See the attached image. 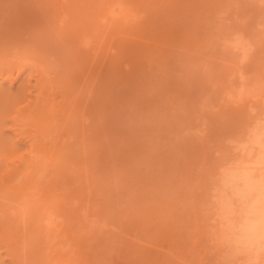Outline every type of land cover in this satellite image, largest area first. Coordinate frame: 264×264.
<instances>
[{
    "label": "bare ground",
    "instance_id": "1",
    "mask_svg": "<svg viewBox=\"0 0 264 264\" xmlns=\"http://www.w3.org/2000/svg\"><path fill=\"white\" fill-rule=\"evenodd\" d=\"M185 1L0 0V264H119V246L151 242L139 235L146 219L136 215L139 229L129 238L132 226L106 217L99 194L105 179L117 185L113 125L119 96L133 84L119 68L137 62V49L125 40L156 41ZM205 1L220 31L221 14L229 18L245 5L264 16V0ZM138 5L147 10L140 19ZM252 15L224 28L228 41H247V59L242 63L243 52L227 42L221 56L244 90L264 78V19L251 22ZM257 100L264 106V87ZM252 118L235 151L210 164L188 236L199 246L197 253L187 249L197 264H216V202L235 203L245 194L244 173L264 166V111Z\"/></svg>",
    "mask_w": 264,
    "mask_h": 264
},
{
    "label": "rangeland",
    "instance_id": "2",
    "mask_svg": "<svg viewBox=\"0 0 264 264\" xmlns=\"http://www.w3.org/2000/svg\"><path fill=\"white\" fill-rule=\"evenodd\" d=\"M207 4L186 0L156 41L150 34V42L125 40L137 49V62L119 68L133 84L119 96L113 125L117 185L103 181L99 206L110 220L132 226L126 229L129 238L139 229L136 215L146 219L148 227L139 235L151 242L139 245L145 241L130 239L119 246V264L198 263L200 258L187 249L199 248L189 237L200 215L210 164L220 152L233 153L232 146L254 124L252 116L264 111V106H256L264 78L250 70L248 75L257 78L244 90L239 75L229 73L221 58L223 43L228 42L224 28L239 22L241 14L252 15L250 6L243 5L229 18L221 14L217 20L225 27L220 31ZM138 6L140 19L147 10ZM262 17L254 14L250 21ZM156 231L160 235H154Z\"/></svg>",
    "mask_w": 264,
    "mask_h": 264
},
{
    "label": "clouds",
    "instance_id": "3",
    "mask_svg": "<svg viewBox=\"0 0 264 264\" xmlns=\"http://www.w3.org/2000/svg\"><path fill=\"white\" fill-rule=\"evenodd\" d=\"M227 44L243 52L242 63L247 59L250 46L242 36H234ZM251 167L252 172L244 173L245 194L235 203L216 202L219 208L212 220L211 240L216 264H264V166Z\"/></svg>",
    "mask_w": 264,
    "mask_h": 264
}]
</instances>
